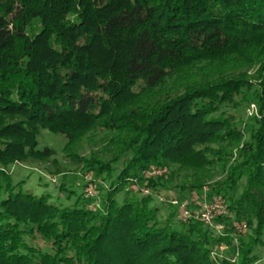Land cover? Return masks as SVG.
<instances>
[{
	"label": "trees",
	"instance_id": "obj_1",
	"mask_svg": "<svg viewBox=\"0 0 264 264\" xmlns=\"http://www.w3.org/2000/svg\"><path fill=\"white\" fill-rule=\"evenodd\" d=\"M251 103L258 116L243 128L237 110ZM43 131L64 136L65 158L104 183L128 156L98 208L13 182L15 162L67 172L39 148ZM91 133L107 141V161L80 155ZM181 164L193 170L182 197L224 172L207 193L227 210L220 233L175 229L174 213L161 220L140 192L163 185L147 167ZM127 185L137 195L118 202ZM218 246L229 257L213 259ZM263 246L264 0H0V264H256Z\"/></svg>",
	"mask_w": 264,
	"mask_h": 264
},
{
	"label": "rangeland",
	"instance_id": "obj_2",
	"mask_svg": "<svg viewBox=\"0 0 264 264\" xmlns=\"http://www.w3.org/2000/svg\"><path fill=\"white\" fill-rule=\"evenodd\" d=\"M255 72V69H252L248 71V74H253ZM246 109L247 106L244 105L241 107L239 110H237V118L241 122V126L244 128L245 123H249L250 119L252 117H247L246 115ZM246 128V127H245ZM91 137H93L91 141ZM103 136L97 135L95 133H91L90 135L83 137L80 146L78 148L80 155L84 157H89L91 153H96L100 156V158L104 161H107L109 159V153L107 151L106 143L107 141L105 139H102ZM105 140V141H104ZM39 148L43 147H50L51 149L54 150V159H56L60 165L65 166L67 169V172H65L64 176H57L50 174V169L54 170L51 165H49V162L42 163V162H36V161H28L26 163H17L15 162L13 166L10 167V173H11V179L13 180L14 183L21 181V180H26V186L24 189H29L31 190L34 194L36 195H41L43 193H48L53 202H56L60 206H71L75 200L76 197L82 196V197H87L91 199L92 201V207L96 206L97 208L101 205L102 198L104 197L105 193L108 190L110 182L116 177L118 172L123 168L125 164V159L128 156H124L121 161L114 165V172L112 174V177L106 180L104 183L100 177H94L92 174H81L80 167L76 164H72L65 158V155L67 152L64 151V146L66 144V138L62 135H55L52 134L48 131H43L39 138ZM234 156L229 157L227 161V165L232 164L234 161ZM190 166L187 165H177L176 167L170 168L168 170V174L164 177H162V182L163 185L159 186L157 189L153 190L151 196L153 198L152 205H156L161 207V215L160 219L164 220L166 217H170L171 213H174V220L172 226L175 229H180L181 227L177 222V210L173 208L169 203L168 199L169 198H177L182 197L181 195L178 194L176 191L177 188L176 186L181 183H189V181L192 180V174L193 170L191 168H187ZM89 178H86L88 177ZM64 177L66 179V182L68 185L73 184L74 185V190L75 194L71 198H67V196L63 193H59L58 191V186L60 184V178ZM224 178V172L221 171V168L219 167L217 169V173L212 176L210 180H207L201 190L199 192L195 191L192 193H185L188 195V197L191 194H196L197 196H200L203 194L204 190H208V184L222 180ZM128 190L120 193L117 196L118 202H121L124 198H131L133 196H136V190L132 188L131 185H127ZM89 191L92 193L89 194ZM105 191V192H104ZM208 193V191H207ZM147 196V195H145ZM158 196L164 198L165 202L162 203L158 200ZM187 197H182L179 199L180 201H185ZM90 206V207H91ZM89 207V208H90ZM221 229L223 225L221 224ZM209 228V227H208ZM211 233L217 234V230L214 229V227L209 228ZM40 245H42L40 243ZM225 248L223 251V255L229 257L231 254L230 251ZM259 253L262 257V260L256 264H264V246L259 248ZM233 257H236L235 261L238 259V254L236 256V253L234 254Z\"/></svg>",
	"mask_w": 264,
	"mask_h": 264
},
{
	"label": "built area",
	"instance_id": "obj_3",
	"mask_svg": "<svg viewBox=\"0 0 264 264\" xmlns=\"http://www.w3.org/2000/svg\"><path fill=\"white\" fill-rule=\"evenodd\" d=\"M247 117H257L258 109L253 103L249 104L246 109ZM168 174V169L166 167L149 166L143 171V177L146 180L159 179ZM86 178H89L86 177ZM207 189L204 190L203 194L197 196L196 194H191L185 201H180L177 198H169L168 203L177 210V219L181 223L189 222H199L206 227H214L217 233L221 232V226L216 224L215 220L221 216L227 214V210L220 199H209L207 197ZM140 192L143 195H151L153 191L144 186L140 188ZM152 192V193H151ZM92 192L89 191V194ZM154 196L156 193H153ZM158 200L162 203L165 202L164 198L158 196ZM244 228V227H243ZM223 246H218L211 251V257L213 259H221L224 257ZM237 256V253H236ZM236 257L231 260L235 261Z\"/></svg>",
	"mask_w": 264,
	"mask_h": 264
}]
</instances>
